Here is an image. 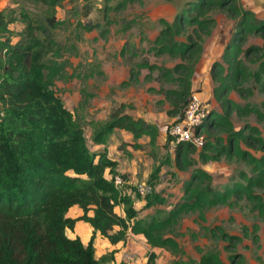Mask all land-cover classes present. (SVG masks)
Here are the masks:
<instances>
[{
	"label": "trees",
	"instance_id": "1",
	"mask_svg": "<svg viewBox=\"0 0 264 264\" xmlns=\"http://www.w3.org/2000/svg\"><path fill=\"white\" fill-rule=\"evenodd\" d=\"M23 1L38 11L31 12L25 7L16 11L13 0L0 9V264H103L106 258L113 260L115 250L96 257V235L111 246L126 244L130 235H134L141 236L150 247L179 251L177 241L165 237L164 233L173 229L182 215L197 212L203 220L204 210L216 206L232 208L233 198L244 197L264 219V202L255 194L256 189L264 188V156L256 158L241 147V143L250 146L251 141L263 145L264 137L250 126L243 130L235 128L231 120L233 112L238 117L254 113L258 120H264V113L227 98L234 90L240 94L239 84L248 78L264 92V60L258 70L251 73L240 58L254 48L243 51L237 39V34L243 31L246 35L264 33V19H256L252 11L235 0H195L171 22L159 21L161 29L149 51L179 63L166 68L143 61L136 68L148 71L146 81L155 80L161 84L159 89L149 91L163 95L162 103L169 105L166 115L175 119L171 124L182 121L190 96L200 92L193 89L192 81L204 40L211 36L216 26V21L209 17L210 12L218 9L235 22V31L230 32L221 62L214 63L210 70L212 102L203 100L206 104L216 103L220 113L207 110L203 124L198 127L205 133L204 142L196 152L202 163L234 157L244 160L252 167L253 177L242 175L243 184L234 183L217 191L212 188L211 175L198 168L184 185L186 200L173 205L163 219H146L138 218L140 211L130 197L131 184L127 194L114 188L111 179L116 175L117 163L106 156V150L94 151L92 147L105 146L113 132L121 130L131 134L135 141L148 138V145L154 148L158 127L126 113L127 107L123 105L121 112L111 115L93 132L92 143L88 146L84 126L65 106L56 90L57 82L82 77L77 73L79 64L74 67L62 60L63 53L55 38L58 30L69 28L67 21L56 17L62 0ZM140 1L121 0L116 8L123 9ZM89 12L90 9H86L83 23L77 22L74 35L77 42L82 40L81 32L91 33L98 28L88 20ZM14 24H19L20 29L14 30L11 27ZM130 28L132 22L126 23L123 32ZM70 48L74 50L76 46ZM137 50L127 42L121 54L134 57ZM154 71L158 72L155 78L152 77ZM138 75V71L131 69L130 77L138 79ZM91 76L87 73L83 78ZM168 127L164 129L166 134ZM222 133L224 138L218 136ZM167 141L169 145V137ZM194 151L195 147L189 143L176 145L175 167L184 169L192 165L187 154ZM159 172L157 168L152 172L149 183L156 182ZM150 194L143 197L145 208L166 204L160 195ZM120 206L122 214H117L115 209ZM73 207H78L82 214L72 219L67 213ZM79 222L91 228L86 243L67 235V231L73 232ZM253 230L257 232L258 228ZM257 240L258 237H254V241ZM229 263L243 264L234 255ZM146 264H156L153 252L147 255ZM192 264L224 263L218 254L208 252Z\"/></svg>",
	"mask_w": 264,
	"mask_h": 264
},
{
	"label": "rangeland",
	"instance_id": "2",
	"mask_svg": "<svg viewBox=\"0 0 264 264\" xmlns=\"http://www.w3.org/2000/svg\"><path fill=\"white\" fill-rule=\"evenodd\" d=\"M8 1L11 0H0V9ZM13 1L15 2L13 8L16 11L23 7L31 12L38 11L31 4H25L23 0ZM119 1L121 0H62L57 9V19L65 20L69 24L68 30L60 29L55 35L63 53L62 60L68 61L74 67L79 64L77 73H80L82 77L72 81L57 82L56 90L65 106L84 126L88 146L92 143V133L99 129V126L111 115L121 112L123 105L135 112L138 110L140 116L148 120L151 115H154L160 121L161 113L165 111L166 114L169 110V105L162 103L163 95L149 91L151 88L155 89L152 87L154 83H158L155 80L146 81L148 71L137 70L136 67L143 61L166 68H172L173 64L179 63L178 60H172L167 56L157 57L149 49L153 47L152 41L161 29L159 21L171 22L178 12L195 0H141L118 9L116 6ZM238 1L239 5H247L245 8L253 11L256 19H264V0ZM255 1L257 9L253 4V2L256 3ZM88 8L90 9L88 20L97 24L98 28L91 33L81 32L82 40L77 42L74 37L77 32L75 28L77 22L83 23V17ZM209 17H212L216 23L220 19H225L218 25L219 36L216 38L215 45L225 37V34L235 31V22L228 20L223 11L215 9L210 12ZM229 21L232 22L231 28ZM128 22H132V28L123 32ZM11 27L14 30L20 29L19 24ZM102 31L106 33L100 34ZM237 37L240 39L243 51L249 50L250 47L254 48L246 55L242 54L240 59L251 73H255L264 60V33L246 35L243 31L237 34ZM207 38L204 40L203 47ZM127 42L138 49L136 56L130 57L127 54L124 57L121 54ZM71 45L76 46L75 51L70 48ZM217 62L220 63L221 59L215 63ZM223 66L225 67V64ZM131 69L138 71V79L130 77ZM87 73L92 76L84 79V74ZM157 73L154 71L152 77L155 78ZM246 81L239 84L240 94L234 90L227 95V98L240 106L248 105L264 113V106H262L264 92H261L260 85H257L252 78ZM123 82L126 83L125 86ZM160 85H157L158 89ZM206 106L220 113L216 103H207ZM95 119H98V122H95ZM231 120L235 128L243 130L250 126L257 129L259 131L257 134L264 137V120H258L254 113L242 114L238 117L236 112H233ZM167 125L164 127H168ZM163 132L160 142L157 141L154 148L148 145L147 139L137 142L131 137L126 140L128 133L125 132L114 135L110 142V153L113 157L122 166L125 162L130 164V168L123 172L126 177L123 179L128 185L125 189L129 190L130 184H149L152 187L151 194L160 195L166 202L162 206L145 208L143 196L131 188L130 197L135 201L134 207L140 211L138 218L163 219L166 217L173 205L186 200L184 185L191 180V175L198 168H203L211 175L212 188L217 191H223L234 183L243 184L245 181L241 178L242 175L253 177L252 167L246 161L234 157L220 162L202 163L197 158L196 152L200 149L196 148L194 152L187 154L193 164L184 169H178L173 162L176 146L168 145L167 134ZM201 134L205 136L204 131ZM218 136L224 138L225 134ZM117 143L119 145L122 143L121 154H118L115 149ZM166 144L168 146L164 149L163 146ZM134 145L139 148L137 149ZM241 147L256 158L264 156V142L261 145L251 141L248 147L241 143ZM167 159L170 163H166ZM156 168L160 170L157 180L149 183L151 174ZM255 194L259 195L264 202V188L256 189ZM231 201L232 208L216 206L204 210L203 220L197 212L182 215L178 224L164 233L165 237L177 241L179 251L153 248L141 236L130 235L126 244L120 243L116 246H111L100 237L96 238L95 255L99 258L115 250L113 260L106 258L103 264H146L147 255L153 252L156 255V264H192L197 262L201 255L214 252L220 256L224 264H230V257L233 255L243 264H264V219L259 217L252 203L244 197L233 198ZM115 212L121 214L122 206L117 207ZM70 215V217H78L73 212ZM254 227L258 228L257 232L253 230ZM67 235L70 238L78 237L86 243L91 236V230L87 224L79 222L73 232L67 231ZM256 236L258 240L255 242Z\"/></svg>",
	"mask_w": 264,
	"mask_h": 264
},
{
	"label": "crops",
	"instance_id": "3",
	"mask_svg": "<svg viewBox=\"0 0 264 264\" xmlns=\"http://www.w3.org/2000/svg\"><path fill=\"white\" fill-rule=\"evenodd\" d=\"M235 1L237 2V4H239L238 3L239 2L238 0H235ZM245 1L247 2V0H245ZM253 4H254V8L257 9V7H256L257 2L256 3L253 2ZM245 6H247V5H245ZM245 6H242V7L245 8ZM222 20L225 21V19H220L216 23L215 29L212 32L211 36L209 38H207V40H206V44L203 47V52H202L201 58L199 59V62L197 64L196 71H195V75H194L193 81H192L193 82V89L199 90L200 92H198V95L202 98V100H204L206 102H209V103L212 102V89H213V83H212L211 76H210V70H211L212 65L218 59H220L221 54H222V52L224 50V47H225V45H226V43H227V41L229 39V36H230V32L227 35L225 34V37L222 38V39H220L217 42V45H215L216 38H217V36H219V33H217L218 32L217 28H218V25L219 24H222L224 22ZM231 23L232 22H230V25H229L230 28H231ZM157 85L158 84H155L154 83L152 87L156 89L157 88ZM137 111L135 112L134 110H131L128 107L125 108V112L128 113V114H130V115H132L134 118L142 119L143 121H145L147 123H150V124H153V125H156L158 127L157 141H159V139L162 138L161 133L165 129L164 126L167 125V124H171L175 120L172 117L166 116L165 111H163V113H161V115H160V121L154 115H151V117H150L149 120L147 118H142L140 116L139 112H137ZM95 122H98V119H95ZM161 122H164L165 124L164 123L161 124ZM90 124L91 123H89V125ZM121 132H124V131L115 130L113 132V134L110 136V138L108 139L107 144L105 146H93L92 147V150H94V151H101L102 149H104V151L106 150V153H105L106 156L109 159H111V160H113V161H115L117 163L116 164V168H115V173L116 174L123 175V172L126 169L130 168V164L125 162V164L122 166V164L119 163L118 160L115 159V157H113L112 153H110L111 152L110 142H111L113 136L116 135V134H121ZM163 133H165V132H163ZM129 138H131V134L128 133V137H127L126 140H128ZM86 139H87V136H86ZM141 139H147V142H148V138H141ZM141 139L139 141H143ZM130 141H131V139H130ZM115 146H116L115 149H116L117 153L118 154H121V151L118 148L119 147V144L117 143ZM128 192H129V190H127V189L124 190V193L125 194H127ZM71 212L75 213V215H77L78 217L82 214V211L78 207H73L67 213V217H70L71 216L70 215ZM70 218H75V217H70ZM90 230H91V228H90ZM96 238H98V235H96Z\"/></svg>",
	"mask_w": 264,
	"mask_h": 264
},
{
	"label": "built area",
	"instance_id": "4",
	"mask_svg": "<svg viewBox=\"0 0 264 264\" xmlns=\"http://www.w3.org/2000/svg\"><path fill=\"white\" fill-rule=\"evenodd\" d=\"M208 107L198 93H193L183 111L182 121L176 124H170L167 128V135L170 139V145L176 146L180 143H189L196 149L202 147L204 136L201 134L200 127L207 114ZM112 184L116 190L121 194L124 193L127 186L121 174H116L111 179ZM135 192L140 196L149 195L152 192V187L148 184L137 183L132 185Z\"/></svg>",
	"mask_w": 264,
	"mask_h": 264
}]
</instances>
